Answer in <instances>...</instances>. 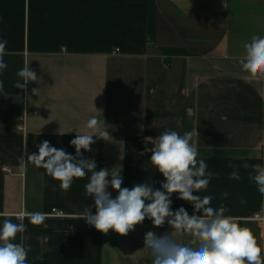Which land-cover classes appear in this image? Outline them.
<instances>
[{"label":"crops","instance_id":"crops-1","mask_svg":"<svg viewBox=\"0 0 264 264\" xmlns=\"http://www.w3.org/2000/svg\"><path fill=\"white\" fill-rule=\"evenodd\" d=\"M254 34L264 36V0H0L9 53L0 75V226L6 217L20 223L21 211L45 214L40 225L22 221L28 264H152L145 233L172 231L145 219L126 236L105 235L78 219L85 207L95 214L87 177L62 191L27 162L45 140L75 155L70 141L92 116L110 136L94 137L83 158L120 171L129 189L147 182L155 190L164 181L149 161L155 137L197 129L210 183L194 194L228 207L264 249L262 224L251 219L264 217V196L249 180L252 166L264 163V78L242 70L243 45ZM26 63L38 80L15 88ZM172 200L173 210L192 214L177 194ZM54 208L66 216H52Z\"/></svg>","mask_w":264,"mask_h":264},{"label":"clouds","instance_id":"clouds-1","mask_svg":"<svg viewBox=\"0 0 264 264\" xmlns=\"http://www.w3.org/2000/svg\"><path fill=\"white\" fill-rule=\"evenodd\" d=\"M6 46L7 41L0 39V75L8 68L4 59L9 54ZM243 48L242 70L254 79L264 78V36L252 35ZM17 76L19 79L14 87L20 89H26L29 82L38 80L36 72L27 63L17 71ZM3 92L4 82L0 80V94ZM85 129L76 131V137L70 141L75 155L53 147L45 140L37 145L38 153L27 157V162L42 168L58 181L62 191L69 190L74 180L88 178L84 194L93 198L95 214L91 207H85L78 219H84L105 235L112 230L121 236L128 235L145 219L156 228L167 223L171 232L158 236L154 231H148L144 235V248L149 250L152 264H264V249L253 232L242 226L240 218L228 214L229 208L223 204L213 206L212 195L194 194L206 192L210 183L208 164L198 159L197 129L183 134L166 129L153 139V147L147 150L151 152L149 161L151 167L164 177L160 188L155 190L147 182L137 183L131 189L122 187L120 171L97 170L93 159H84L81 150L92 151L91 145L96 139L108 141L110 136L103 121L96 116L88 119ZM24 161L22 157L21 170L26 167ZM249 180L264 196V163L252 166ZM109 188L117 192L115 198ZM173 194L193 206L192 214L183 206L172 209ZM228 195L222 193L221 200H226ZM240 202L245 203L243 199ZM16 218L21 222L13 223L6 217L0 226V264H28L29 249L22 237L27 226L22 221L27 218L32 225H40L46 216L41 212L21 211ZM18 235L20 242H16Z\"/></svg>","mask_w":264,"mask_h":264},{"label":"built area","instance_id":"built-area-1","mask_svg":"<svg viewBox=\"0 0 264 264\" xmlns=\"http://www.w3.org/2000/svg\"><path fill=\"white\" fill-rule=\"evenodd\" d=\"M19 127H20L21 130L24 129V127H23L22 125L19 126ZM2 169H3L4 171H9V168H8L7 166H3ZM51 215H52V216H58V217L66 216V214H65L63 211H61V210H57L56 208H54V209L52 210ZM251 219H253V220H257V221L261 222L262 227H263V230H264V217H263L262 215H260V214H254V215L251 217Z\"/></svg>","mask_w":264,"mask_h":264}]
</instances>
